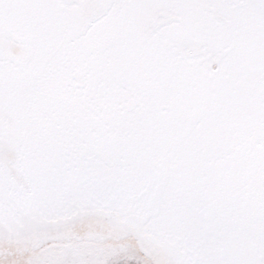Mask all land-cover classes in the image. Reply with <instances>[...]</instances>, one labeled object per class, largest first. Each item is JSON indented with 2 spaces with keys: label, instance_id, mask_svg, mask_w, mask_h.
<instances>
[{
  "label": "snow or ice",
  "instance_id": "1",
  "mask_svg": "<svg viewBox=\"0 0 264 264\" xmlns=\"http://www.w3.org/2000/svg\"><path fill=\"white\" fill-rule=\"evenodd\" d=\"M0 264H264V0H0Z\"/></svg>",
  "mask_w": 264,
  "mask_h": 264
}]
</instances>
